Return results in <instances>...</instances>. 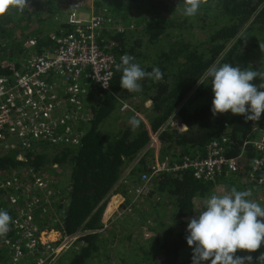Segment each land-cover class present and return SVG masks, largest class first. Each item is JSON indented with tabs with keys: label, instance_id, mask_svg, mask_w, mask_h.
<instances>
[{
	"label": "trees",
	"instance_id": "16d2710c",
	"mask_svg": "<svg viewBox=\"0 0 264 264\" xmlns=\"http://www.w3.org/2000/svg\"><path fill=\"white\" fill-rule=\"evenodd\" d=\"M67 1L74 4L82 0ZM68 4L61 5V0H29L23 12L12 9L0 16V75L12 76L22 67L20 54L25 51L26 39L35 38L40 51V46L50 41L48 29L53 34L73 29L61 22ZM94 4L110 7L114 15L124 12V18L137 29L135 38H127L119 30L105 29L98 36V44L117 57L133 56L134 62L146 71L158 67L163 78L141 81L142 90L137 94L121 89L122 69L115 72L108 90L84 84L78 101L80 105L86 103L91 114L79 116V122L75 118L70 121V137L58 145L36 142L25 148L23 158L16 148L0 155V181L12 170L25 167L46 175L58 169L69 174L66 188L53 194L57 199L52 205L35 211L40 218L48 214L42 227L50 223L51 229H61L67 235L83 234L80 247L68 251L64 264H99L102 255L109 258L103 248L112 233L105 228L104 210L113 194L127 197L123 176L128 169L134 181L141 173H151V134L158 136L162 160L190 161L198 153L204 154L211 141L223 138L226 155L236 157L244 153L246 158L241 163H248L254 153L244 142L255 138L257 130L264 126V113L255 122L230 111L213 117L211 78H203L214 62H229L243 68L246 62L254 63L261 52V33L264 34V0H203L192 17L183 14L184 0H95ZM188 99L193 102V109L187 107ZM147 100L151 101L150 107L144 106ZM121 101H128L144 113L141 112L145 121L135 116L140 120L137 128L129 124L134 113L120 110ZM173 120L179 128L171 125ZM247 168L248 164L237 177L224 181L220 177L215 182L197 180L190 171L153 175L148 182L151 190L140 195L154 211H145L153 214L154 219L152 223L147 219L152 225L143 227L151 238L131 244L134 254H125L119 264H192L193 249L186 240L188 221L196 216L195 210L214 189H222V184L235 178L234 181H246ZM4 188L14 191L13 187ZM5 189L0 188V193L6 194ZM16 194L20 196L17 192L13 195ZM128 202L123 207L132 204ZM260 204L264 206V200ZM158 208L169 213L159 215ZM6 238L0 236V251L4 250ZM262 252L264 243L255 252L237 250L236 255H251L256 264Z\"/></svg>",
	"mask_w": 264,
	"mask_h": 264
},
{
	"label": "built area",
	"instance_id": "2783aa9c",
	"mask_svg": "<svg viewBox=\"0 0 264 264\" xmlns=\"http://www.w3.org/2000/svg\"><path fill=\"white\" fill-rule=\"evenodd\" d=\"M84 1L92 2L83 0L66 7L61 22L72 27L71 31L60 30L51 34L49 43L40 46V51H37V40L28 39L23 43L24 50L28 53L20 54L22 67L19 71L9 77L0 75V141L4 142L2 139L8 134L16 136V143L23 148H30L36 142L58 145L70 137L67 134L68 125L75 118L73 109L79 103L83 85L90 83L100 90L110 88L123 55L117 57L109 54L98 44L100 32L110 25L111 20L97 14L96 10V13H83ZM117 30L120 28L117 27ZM120 110H130L145 121L144 116L128 101H121ZM257 131L255 138L244 142V146L254 153L247 160L248 163H241L246 158L244 153L228 157L223 138L211 141L206 145L204 154L198 153L190 161L162 160L158 136L151 134V173L139 174L138 181H135L139 184H135L132 189L139 196L148 187L150 178L157 173L190 171L197 180L215 182L222 177L224 181L230 176L237 177L240 170L248 164L243 190H251L250 199L261 203L264 200V126ZM76 138L79 139L80 136ZM10 201V206H14L13 210H17L16 200L12 198ZM23 224L21 214L13 216L10 230L4 235L8 237L4 244L11 249L12 264H21V260L27 258L24 255L32 257L35 251H44L46 256L36 262L30 258L36 264H43V259L58 256L68 248L78 249L79 245H75L83 235H67L61 230L63 236L56 246L41 247L39 227L35 224L25 228ZM21 235L23 245L20 242Z\"/></svg>",
	"mask_w": 264,
	"mask_h": 264
},
{
	"label": "clouds",
	"instance_id": "9594fccd",
	"mask_svg": "<svg viewBox=\"0 0 264 264\" xmlns=\"http://www.w3.org/2000/svg\"><path fill=\"white\" fill-rule=\"evenodd\" d=\"M202 2L184 0L183 14L187 17L195 16ZM28 6L29 0H0V16L12 9L23 12ZM260 48H264V45L260 44ZM134 60L133 56L127 54L121 57V64L117 66L118 70L122 69L121 89L131 93L139 92L142 90L141 81H159L163 78L158 67L146 71ZM203 78H211L213 117L230 111L233 115L244 116L246 121H259L264 113V70L255 71L229 62H214L206 69ZM257 78L261 82L252 83ZM135 116L129 119L133 129L140 124ZM251 196V190L238 191L232 187L230 191L212 193L203 200L202 205L195 210L198 215L187 223L186 240L193 249L192 264H203L205 261L211 264H253L251 255H236L237 250L255 252L264 243V206L250 199ZM125 199L127 197L124 202ZM11 221L9 213L0 210V236L10 230ZM256 264H264V252L258 256Z\"/></svg>",
	"mask_w": 264,
	"mask_h": 264
},
{
	"label": "rangeland",
	"instance_id": "374dc122",
	"mask_svg": "<svg viewBox=\"0 0 264 264\" xmlns=\"http://www.w3.org/2000/svg\"><path fill=\"white\" fill-rule=\"evenodd\" d=\"M94 2L95 0H92V2L84 1L82 12L85 14H91V12L93 13L97 12V14L104 16L105 19L106 18L110 19L111 23L106 28L108 31H115L117 30V27H119L120 28L119 32L123 34L126 33L127 38L136 37L137 29H135L134 26L129 24L128 22L129 20L127 21L126 18H124V12H121L119 15H114L110 7H104V8L96 7ZM66 4H68L67 0H61V5L64 6ZM94 10H96V12ZM62 19L63 18L61 17V21ZM54 20H56V17L54 18ZM47 32L50 34H53L51 28L48 29ZM261 38L263 40L261 41L260 44L264 45V34L263 33H261ZM27 40L28 39H26L24 42H26ZM143 42L144 44H146V40H143ZM23 53L26 54L28 52L25 50L21 54ZM245 64H246V68L250 67L252 68V70H255V71H259L260 69L264 70V48H261V52L257 54L254 63L246 62ZM260 82L261 81L258 78L252 81V83L254 84H259ZM137 100H140V99L137 98ZM147 101H144V106ZM141 103H139V106L141 105ZM84 104L86 103L83 102V105ZM83 105H80V103H78L76 105V108L73 109V111H75L74 112L75 119L78 122H79V118H78L79 116L89 117L91 114L90 108L86 107L85 105L83 106ZM186 105L188 108L193 109L194 105L190 99L186 100ZM179 127H176V128H179ZM2 140L4 142L0 141V155L7 153V151H9L11 148H16L19 152L18 154L20 158H23L25 156V153H24L25 148L21 147L20 145L16 143L17 142L16 136L12 137L6 134ZM38 143L44 144V145L46 144L45 142L43 143L38 142ZM130 172L131 171H129L128 169L125 173V176H123V179H125V184H126L125 190L126 189L130 190V192L127 191V199L125 200H128L132 204H129L128 209H127V207H123L124 201H122V203L117 207V209L113 212V214L108 219L103 221L105 228L107 229L108 233L109 232L112 233L111 234L112 236L108 238L107 234L104 233V235H106L108 239H107V244L105 245L103 249H104V252L106 251L105 253L109 255V258L107 259L104 257V255H102V262L101 263L99 262V264H119L120 259L123 258L125 254L127 253H129L130 255L134 254L132 250V245H136L139 242H142V241H145L151 238L149 234L145 233V229L143 227L147 228L148 225L149 226L152 225L148 223L147 219L151 220V223H152V220L154 219V215L151 214L150 212L149 213L145 212V211H150V209L152 211V207L148 208L146 206L147 201L143 203L144 198H140V195L142 194L147 195L148 191H150L151 189L147 187L146 189H144V191H142V194L137 196L135 192L133 191L132 187L135 184H139V183H136L134 181V179L130 175ZM6 179L4 180L1 178L0 188L5 189L4 187L9 186V187H13L14 191L10 190L9 188L8 189L6 188L8 190L6 191V194L0 193V198H1L0 199V206H1L0 210L7 211L11 217L19 216L21 214V219L24 222L23 227L25 228H29L30 226H35L36 224L39 227L38 238H39V245L41 247H45L47 245H52L51 247L56 246L63 236L61 229H58V230L55 229L56 231L59 232L56 241L52 240V237L50 234V235L45 236L46 242L45 244H43L40 240L41 232L51 231L52 224L48 223L46 226L42 227L43 225L42 221L45 217H47L48 219V216H47L48 214L46 216L41 215L42 218H40L38 215H35V211L37 209H42L43 205H46L47 208H49L48 206L52 205L53 200L57 199V198H54L53 194L61 192L62 188H63L62 190L66 188L67 186L66 183L69 180V174L63 173L62 169H58L46 175L42 173L41 174L35 173L33 168L25 167L22 169L12 170L11 172H9ZM235 179L231 180L229 184H222L223 186L222 189L221 188L214 189L212 193L220 194V192L222 193L224 191L231 190L232 187H235L238 191H242L243 187L246 185V184L243 185L245 182L243 180L234 181ZM233 181L234 183H232ZM18 189H20V191ZM16 192L20 193L21 197L18 196V194L14 196L13 194H15ZM6 195H9L10 197L13 196L12 198L16 200L15 204L17 206V210H13L14 206L12 207L10 206L11 205L10 199L12 198L7 197ZM25 197H27L29 200H26ZM113 197H111V199ZM19 200H22V202L18 203ZM200 206L201 204H199V207ZM157 213L159 215L166 216L169 213V211L162 209V208H158ZM197 215L198 213L196 214V216ZM55 220L57 219L55 218ZM165 220L167 219L165 218ZM52 229L54 228L52 227ZM129 236L132 237L131 240L126 241L125 239L128 238ZM115 237L116 239H114ZM20 242H21V245L24 244V239L22 235H21ZM78 245L80 247L81 245L80 240H79V243L77 242L75 246L78 247ZM70 250L71 248L70 249L68 248L58 256L43 259V264H64V261L67 258L66 254ZM11 256H12L11 249L5 245L4 250L0 251V264H12ZM24 256H26L27 258L22 259L21 264H36L30 258H33L36 262V260H38L39 258L41 257L44 258L46 256V253L44 251H35V254H32V257L29 255H24ZM96 262L97 261H94V263Z\"/></svg>",
	"mask_w": 264,
	"mask_h": 264
},
{
	"label": "water",
	"instance_id": "95a60500",
	"mask_svg": "<svg viewBox=\"0 0 264 264\" xmlns=\"http://www.w3.org/2000/svg\"><path fill=\"white\" fill-rule=\"evenodd\" d=\"M151 105V101L148 100L146 103H145V107H148ZM171 125L173 127H179V124L177 123V121H173L171 123ZM182 129H185V125L182 126ZM124 200V198L120 195V194H116L106 205V208L104 210V213H103V221H105L106 219H108L112 214L113 212L117 209V207L122 203V201ZM51 234V237H52V240L53 241H56L57 240V237H58V234L59 232L56 231L55 229H51V231H43L41 232V237H40V240L43 244H45L46 242V239H45V236L47 235H50Z\"/></svg>",
	"mask_w": 264,
	"mask_h": 264
},
{
	"label": "crops",
	"instance_id": "0c3cea01",
	"mask_svg": "<svg viewBox=\"0 0 264 264\" xmlns=\"http://www.w3.org/2000/svg\"><path fill=\"white\" fill-rule=\"evenodd\" d=\"M172 122H173V121H172ZM172 122H171V123H172ZM175 128H176V127H175Z\"/></svg>",
	"mask_w": 264,
	"mask_h": 264
}]
</instances>
